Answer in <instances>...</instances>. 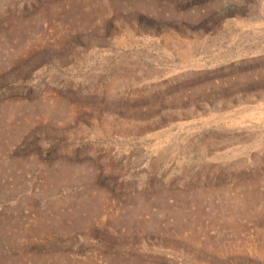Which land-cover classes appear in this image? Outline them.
<instances>
[{
  "label": "rangeland",
  "instance_id": "obj_1",
  "mask_svg": "<svg viewBox=\"0 0 264 264\" xmlns=\"http://www.w3.org/2000/svg\"><path fill=\"white\" fill-rule=\"evenodd\" d=\"M0 264H264V0H0Z\"/></svg>",
  "mask_w": 264,
  "mask_h": 264
}]
</instances>
